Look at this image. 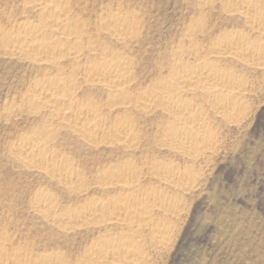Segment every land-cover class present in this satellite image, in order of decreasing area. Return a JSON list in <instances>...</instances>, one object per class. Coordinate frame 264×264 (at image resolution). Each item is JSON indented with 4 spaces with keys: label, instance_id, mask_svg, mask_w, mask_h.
I'll list each match as a JSON object with an SVG mask.
<instances>
[{
    "label": "bare ground",
    "instance_id": "6f19581e",
    "mask_svg": "<svg viewBox=\"0 0 264 264\" xmlns=\"http://www.w3.org/2000/svg\"><path fill=\"white\" fill-rule=\"evenodd\" d=\"M24 1V11L39 19L20 17L9 27L0 26V46L8 59L28 64L36 72L29 76L26 91L19 95L20 102L10 101L5 107L7 117L24 112L41 115L42 127L10 140L8 152L14 164L55 181L68 194L86 197L89 188L81 185L83 168L79 169L74 157L52 144L59 133L73 136L90 150L113 149L123 155L96 171L98 181L94 188L101 197L85 198L79 207L64 206L49 192L39 189L32 207L47 224L64 231L92 224L105 232L114 226L133 230L132 234L105 233L96 241L93 238L87 257L90 264L114 258L119 264H141L145 253L136 241L142 230L149 231V241L168 245L174 230L171 220L182 211L181 195L195 188L197 178L191 167L181 169L171 160H152L156 155L146 163H135L133 158L141 153L142 159L145 153L142 144H146V133L141 132L140 121L162 113L166 117L162 138L167 147L195 161L201 155L208 157L217 143L212 116L223 123L237 124L246 112L248 83L230 65L263 70L264 38L250 42L241 31L212 35L215 38H210L211 33L209 38L201 37L196 27L203 28V21L193 18L195 24L188 25L183 45L177 47V43L176 49L172 47L167 60L161 58L155 78L144 84L138 78L139 61L132 55L143 34L141 17L136 11L130 12L128 6V11L103 6L104 15L98 13L91 20V16L83 15L85 8L75 4L77 0ZM211 1L214 0H199L202 5ZM223 1L233 18L242 17L252 27L264 28L259 0ZM144 172L148 180L143 179ZM5 230L0 231V264H63L62 256L56 253L44 258L41 255L37 263L26 250L15 245L4 247L11 238Z\"/></svg>",
    "mask_w": 264,
    "mask_h": 264
},
{
    "label": "rangeland",
    "instance_id": "374dc122",
    "mask_svg": "<svg viewBox=\"0 0 264 264\" xmlns=\"http://www.w3.org/2000/svg\"><path fill=\"white\" fill-rule=\"evenodd\" d=\"M259 1L261 4L259 11L264 20V0ZM24 2V0H0V26L9 27L15 22L14 20H20V17L38 20L35 14L31 15L32 12L24 11ZM223 3V0H214L205 5L199 0H77L75 2L81 9L85 8L82 9L85 11L83 15L86 18L91 16V20L96 19L99 14L104 15L106 10L103 6L105 8L112 6L115 9L121 7L123 11L137 12L141 17L140 31L143 34L141 33L140 42L136 43L138 49L132 50V55L134 54L133 56L140 62H138V74H140L138 78L144 84L155 78L158 64L162 62L160 60L165 59L163 60L165 62L170 56V50L183 45L182 41L189 32V26L195 24L193 18L194 20L201 18L200 20L203 21V28L196 27L201 37L206 35L210 37L211 33L210 38H215L214 36L218 37L219 34L221 36L225 31H241L248 36L250 42H258L264 38L263 27L260 29L252 27L251 24L244 22L242 17L233 18L234 15L226 12ZM199 6L204 8L199 10ZM211 28L216 31L213 29L211 31ZM206 30L208 31L205 32ZM8 58L4 56V49L0 46V231L6 229V233L11 237L3 245L6 248H14L15 245V248L26 250L31 258H35L32 259L34 262L40 261L42 256L44 258L56 253L62 256L63 264H90L87 251L91 248L94 239L96 241L105 233L132 234L133 230L124 226H114L109 232H105L103 228L92 224L86 228L64 231L42 220L41 215L32 207V199L39 189L49 192L48 194L54 196L56 201L64 206L79 207L85 198L101 197L102 194L94 188L98 181L96 171L103 167L102 165L115 163L118 160L117 156L122 158L123 155L113 149V151L103 148L90 150L91 148L86 147L73 136H67L64 132H62L64 135L59 133V137L52 144L70 158L74 157L79 161L73 159L77 166L79 163V169L83 168V174L85 172L81 185L84 184L89 188L86 197L74 193L68 194L69 192L64 191L55 181L38 172H28L29 170L20 167L16 162L14 164L15 160L8 152L10 140L20 137L22 133L31 132L32 129H41L39 125L42 127V118L41 115L35 113L29 115V112L27 114L24 112L21 114L23 117L8 116L11 118V122L9 121L6 114L7 105L11 103L10 101L20 102L18 98L26 91L31 74L34 75L36 71L28 64ZM224 65L230 64L224 63ZM234 65L230 66L238 75L246 79L250 89L245 98L246 112L239 123L227 124L214 117L206 108L211 116L213 115L211 123L213 132L216 131L217 134H215L217 143L214 144L208 157L201 155L195 161L184 158L167 147L162 138L166 122V117L163 118L162 113L157 112L140 121V130L143 135H145L144 130L146 133V136H143V142L146 140L144 142L146 144H142L145 153H142L143 160L140 157L141 153H138L133 158L134 162L140 165L156 155L152 160L158 159L163 162L171 160L181 169L191 167L197 178L195 188L181 195L184 198H180L182 211L178 213V218L175 216L171 220L174 230L171 240H167L168 245L161 246L158 241H149L147 234L149 231L147 229L141 231L142 235L136 242L144 249L143 264H264V68L249 70ZM35 117H39L40 120ZM158 121L164 124H159ZM142 175L143 179L148 180L145 172ZM105 263L119 264L116 258L98 264Z\"/></svg>",
    "mask_w": 264,
    "mask_h": 264
}]
</instances>
